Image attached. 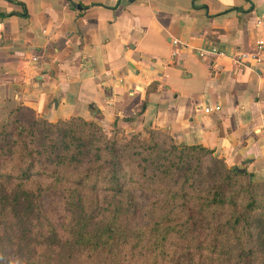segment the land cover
I'll use <instances>...</instances> for the list:
<instances>
[{
	"label": "crops",
	"instance_id": "crops-1",
	"mask_svg": "<svg viewBox=\"0 0 264 264\" xmlns=\"http://www.w3.org/2000/svg\"><path fill=\"white\" fill-rule=\"evenodd\" d=\"M256 19L264 0H0V122L79 118L118 142L157 131L264 185V65L227 57L264 47ZM210 45L225 55H196Z\"/></svg>",
	"mask_w": 264,
	"mask_h": 264
},
{
	"label": "trees",
	"instance_id": "trees-1",
	"mask_svg": "<svg viewBox=\"0 0 264 264\" xmlns=\"http://www.w3.org/2000/svg\"><path fill=\"white\" fill-rule=\"evenodd\" d=\"M27 114L0 122V264H264L263 184L224 167L196 186L210 152L165 133Z\"/></svg>",
	"mask_w": 264,
	"mask_h": 264
},
{
	"label": "built area",
	"instance_id": "built-area-1",
	"mask_svg": "<svg viewBox=\"0 0 264 264\" xmlns=\"http://www.w3.org/2000/svg\"><path fill=\"white\" fill-rule=\"evenodd\" d=\"M255 25H261L264 27V21L261 19L255 20ZM175 44L174 42H172ZM175 51L171 52V55L174 56ZM196 55L200 58H203L205 55H225L223 51L217 49L214 45H210L205 48H200L196 50ZM227 57L230 59L233 67L240 68H258L264 65V47L262 40H256L249 49L238 50L232 53H229ZM35 57H33V60ZM219 111L218 106H204L201 109V112L204 115L210 114L211 112Z\"/></svg>",
	"mask_w": 264,
	"mask_h": 264
},
{
	"label": "rangeland",
	"instance_id": "rangeland-1",
	"mask_svg": "<svg viewBox=\"0 0 264 264\" xmlns=\"http://www.w3.org/2000/svg\"><path fill=\"white\" fill-rule=\"evenodd\" d=\"M23 122H29L31 121L30 116L27 113L22 112V117H20ZM35 129L42 130L43 127L39 124V122L35 123ZM38 131H35L36 133ZM45 133V132H44ZM152 138L154 139L155 142H157L158 146L161 147L162 149H168L172 144L168 141L166 137L163 135H151ZM107 139H113L112 137H108L106 135ZM149 136L146 137L145 140H148ZM174 146L176 149H179V146ZM199 155L191 156V159L189 160L191 163L194 162V158L198 157ZM201 160V165L199 169V175L194 174V184L196 186H200L203 188H210L211 186L217 184L218 179L220 178L219 174L222 170V168L229 169L226 164L223 162L214 159L213 157L210 156H205V157H199ZM188 171H191L189 169ZM219 176V177H218ZM224 185V181H222ZM258 185H261L260 183H256Z\"/></svg>",
	"mask_w": 264,
	"mask_h": 264
},
{
	"label": "water",
	"instance_id": "water-1",
	"mask_svg": "<svg viewBox=\"0 0 264 264\" xmlns=\"http://www.w3.org/2000/svg\"><path fill=\"white\" fill-rule=\"evenodd\" d=\"M232 170H234L235 172L239 173V174H244L245 171L242 169H237V168H232Z\"/></svg>",
	"mask_w": 264,
	"mask_h": 264
}]
</instances>
